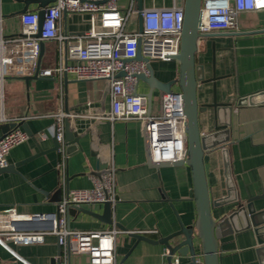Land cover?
<instances>
[{
    "label": "crops",
    "instance_id": "obj_1",
    "mask_svg": "<svg viewBox=\"0 0 264 264\" xmlns=\"http://www.w3.org/2000/svg\"><path fill=\"white\" fill-rule=\"evenodd\" d=\"M171 2L144 0V6ZM25 4L26 10L39 7L35 0H0L4 34L18 31L20 19L16 11ZM88 16V12L62 14V30L81 32L89 26ZM207 32L212 33L198 40L195 63L205 79L212 75L215 78L198 82L197 101L211 102L214 96L216 102L230 103L220 108L217 117L211 105L198 113L201 134L215 131L216 124L226 122V132L219 133L216 139H227L203 153L207 186L212 199H216L211 213L219 219L238 204H244L249 196L264 192V93H256L264 89V9L242 10L236 27ZM55 52V41H45L40 66L53 65ZM150 65L161 80L176 76L179 69L174 57L153 58ZM137 87L139 91L148 89L140 79ZM3 90L5 115H26L23 121L32 134L9 150L8 163L37 152V144L42 149L52 146L50 123L53 113L60 109L68 111L64 117L68 150L65 164L56 150H49L16 165L15 170H0V210L13 207L28 214L51 211L62 196L63 176L67 187L86 188L93 184L88 171L113 165L117 197L112 205L113 222H103L75 209L67 211L68 226L87 230L115 225L119 229L114 239L115 257L120 263L158 264L166 260L163 244L137 238L132 233L157 239L179 227L177 217L183 224L192 225L196 208L190 166L185 162L157 166L148 163L142 122L135 118L109 120L104 116L110 109V97L103 78L79 79L70 71L63 75L39 74L27 82L20 76H8ZM162 93L154 88L150 102L153 114L161 110ZM250 94L253 97L248 100ZM253 203L262 208L264 196L255 198ZM81 206L98 212L102 209L101 203ZM217 241L219 264H264V248L256 241L251 227L220 232ZM195 244V251L201 252L198 239ZM175 253L180 260H189L188 254ZM60 260L54 233H46L43 241L29 244L0 241V263L58 264ZM87 261L85 254L71 253L68 258L69 264Z\"/></svg>",
    "mask_w": 264,
    "mask_h": 264
},
{
    "label": "built area",
    "instance_id": "obj_2",
    "mask_svg": "<svg viewBox=\"0 0 264 264\" xmlns=\"http://www.w3.org/2000/svg\"><path fill=\"white\" fill-rule=\"evenodd\" d=\"M184 0H172L169 5L143 6L141 30H127L129 16L136 13V0H50L44 6L40 27L37 9L19 13L20 27L12 35L3 33L0 13V122L24 120L26 115L7 117L3 103L4 81L8 76L33 74L39 59L40 41L54 40L56 60L53 65L38 66V73L48 75L70 71L76 78L105 79L110 97V109L104 114L109 120L139 119L145 126L152 160L185 157L186 117L180 89L161 94V110L148 111L147 97L137 87L136 73H148L146 61L135 58L138 45L144 57L168 60L177 54L183 25ZM264 9V0H201L198 31L207 32L236 27L242 10ZM88 12L89 26L81 32L62 30L63 12ZM138 25V16H137ZM41 60V59H40ZM123 70V74H118ZM68 111L53 113L50 123L58 153L65 164L64 117ZM28 137L21 126H15L0 136V166L8 163L7 154L14 145ZM115 167L109 165L101 177L93 176L86 188H69L63 176L62 196L51 211L32 214L15 211L13 207L0 210V241L29 244L43 241L46 233H54L61 247L58 264H69L71 253L88 256L87 264H126L115 257L114 239L119 231L115 225L104 229H76L68 226V207L116 201ZM193 264H205L202 252H195ZM158 264H189L175 253Z\"/></svg>",
    "mask_w": 264,
    "mask_h": 264
},
{
    "label": "water",
    "instance_id": "obj_3",
    "mask_svg": "<svg viewBox=\"0 0 264 264\" xmlns=\"http://www.w3.org/2000/svg\"><path fill=\"white\" fill-rule=\"evenodd\" d=\"M39 2V7L37 9L38 19H39V29L36 35H39L40 27L43 22L44 16V6L50 0H35ZM200 5L201 0H184L183 2V25L181 30V39L179 52L174 54L172 57L178 60V73L176 76L171 77L168 80H161L154 74V69L150 65V61L147 57L142 55L140 51V46L138 45L137 54L135 58L144 59L146 61V68L148 73L138 72L136 73L137 79L143 80L148 89L143 91L147 97L148 111L151 109V99L153 95L154 88L159 89L162 92H170L173 90L174 84L179 86V89L182 93V103H183V112L186 117V126H185V138H186V150L185 157L173 159V162H185L190 166L192 173V184L194 191V201L196 208V218L192 225H185L182 221L178 219V228L175 231L170 232L165 235L159 236L157 239L150 238L143 235L142 233L133 232L132 234L137 238H144L152 243H161L164 245L165 251L167 253L166 260L170 259L172 254L175 252L182 255H189V264H193V257L195 251V239H198V243L201 248L203 255V261L205 264H219V243L217 238L220 232L224 233L228 231H239L245 230L246 228H252L255 234L256 241L261 245V248H264V206L262 208H256L253 201L255 198H262L264 192L259 195L249 196L244 204H238L234 209L227 213V215L214 219L211 213V205L216 202V199H212L210 190L207 186L206 173L204 168V150L209 147L223 143L225 139H216V136L219 133L226 132V122L223 124H216V130L207 132V134H201L199 129V120L198 113L207 108L208 105L214 107V114L217 117L218 111L220 108L229 106V102H216L213 99L211 102L207 103H198L197 101V88L198 82H204L206 80H213L215 75L203 77L202 72L198 68L199 66L195 63V52L197 49L198 40L209 35L212 32H199L198 31V22L200 20ZM144 6V0H136L137 16H138V25L137 29L141 30V9ZM27 5L25 4L21 9L17 10L16 13H21L26 11ZM66 12H63V16ZM44 42L40 41V51L39 59L36 66V69L33 74L30 75H20L25 82H27L31 77H39L38 66L40 59L42 57ZM124 71L121 70L118 74H123ZM256 93H264L263 90H259ZM253 93V94H256ZM253 94L247 95V99L250 100L253 97ZM241 100H238V103ZM21 125L27 134L31 136V131L23 120H14V121H4L0 122L1 135L5 134L7 131L13 129L15 126ZM144 139H145V157L147 161L152 166H157L161 164H168V160H152L150 157V148H149V139L147 136L146 128L144 126ZM52 146L49 149H42L39 144L38 151L32 153V155L27 156L15 163H7L4 166H0V170H15V166L27 161L32 158V156L44 153L49 150H56L58 152V146L60 142L56 140L55 135L52 134ZM66 153L68 150L66 143ZM225 149L223 148V152ZM225 168H228V160L225 157ZM105 168L100 170H90L89 174L101 177ZM228 174V173H227ZM68 178V177H67ZM223 200V199H219ZM101 212L85 208L81 205H73L68 207V212H73V210L78 209L83 212H87L97 217L101 221L108 223L113 222L112 214V205L108 200L103 201ZM119 226V225H118ZM59 247V245H58ZM61 250V247H59ZM0 264H12V263H0Z\"/></svg>",
    "mask_w": 264,
    "mask_h": 264
},
{
    "label": "rangeland",
    "instance_id": "obj_4",
    "mask_svg": "<svg viewBox=\"0 0 264 264\" xmlns=\"http://www.w3.org/2000/svg\"><path fill=\"white\" fill-rule=\"evenodd\" d=\"M119 2L120 3H128V0H119ZM129 17L130 18L128 19V22L126 24V28H133V30H134L135 28H137V16H136V13L131 14Z\"/></svg>",
    "mask_w": 264,
    "mask_h": 264
}]
</instances>
